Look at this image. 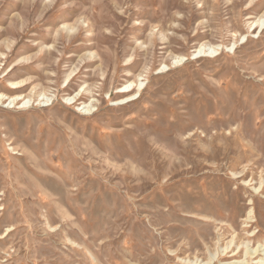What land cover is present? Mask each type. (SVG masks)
Masks as SVG:
<instances>
[{
  "label": "rangeland",
  "instance_id": "obj_1",
  "mask_svg": "<svg viewBox=\"0 0 264 264\" xmlns=\"http://www.w3.org/2000/svg\"><path fill=\"white\" fill-rule=\"evenodd\" d=\"M1 93L0 264H264V0H0Z\"/></svg>",
  "mask_w": 264,
  "mask_h": 264
},
{
  "label": "bare ground",
  "instance_id": "obj_2",
  "mask_svg": "<svg viewBox=\"0 0 264 264\" xmlns=\"http://www.w3.org/2000/svg\"><path fill=\"white\" fill-rule=\"evenodd\" d=\"M260 20V18L259 19H256L254 22H251L250 24H249V27H251V26H253L254 24H256V23H259L258 21ZM258 27H260V25L258 26ZM204 45V44H203ZM199 53H200V51H198ZM197 52V55L199 54ZM180 58V57H179ZM178 60V59H177ZM137 79V78H136ZM138 81V80H137ZM20 84V83H19ZM18 84V82H11L10 83V88L11 89H17L16 87H17V85H19ZM141 86L138 84V83H134L133 81H130L129 83H126V84H124V85H121L120 87H118L117 89H116V93L117 94H125V93H129L128 94V96H126V97H121V98H119L117 101H116V104H122V103H124V102H129V101H131V100H133V99H135V97H136V95L139 93V91H140V88ZM136 88V91H134L133 92V90ZM79 94V92L78 93H76V95H78ZM26 96V95H25ZM2 97H5V95L4 94H0V98H2ZM89 97V96H88ZM23 99V98H25V97H23V96H21V95H17V94H15V95H13L12 97H7L6 99H8L11 103H14V101H16V100H20V99ZM74 99H75V96H71V97H65L64 98V100H66V101H68V100H70V101H74ZM92 100L94 99V98H91ZM24 101V100H23ZM22 102V101H21ZM20 102V103H21ZM27 101H24V103H26ZM83 102V101H82ZM23 103V102H22ZM81 106H79L78 105V109L80 108ZM93 108V106H92V104H91V102H89V103H82V107H81V109H84L85 111H90L91 109ZM249 217V216H248ZM250 219V218H249ZM250 221H246V223H249ZM252 233H254V231H252ZM6 235H8V233L6 234ZM4 237V235L2 234V235H0V238H3ZM259 246H263V244H261V245H259ZM227 247V246H226ZM254 249H252L251 250V248H249L250 250H248V253L249 254H255V253H257L258 255H262V254H260V248L259 247H253ZM263 248V247H262ZM250 258H252L251 257V255H250ZM255 258H256V256H255ZM247 258H244V260H246ZM257 261H264V258H261V257H259V258H257ZM247 263L246 264H248L249 263V261H246ZM236 263H238V262H236ZM235 263V264H236ZM239 263H244V262H239Z\"/></svg>",
  "mask_w": 264,
  "mask_h": 264
}]
</instances>
